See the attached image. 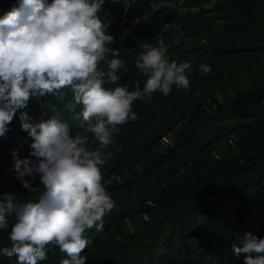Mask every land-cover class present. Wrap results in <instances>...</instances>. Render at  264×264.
I'll return each mask as SVG.
<instances>
[{"label":"trees","instance_id":"obj_1","mask_svg":"<svg viewBox=\"0 0 264 264\" xmlns=\"http://www.w3.org/2000/svg\"><path fill=\"white\" fill-rule=\"evenodd\" d=\"M19 3L0 0V17ZM98 15L129 69L118 73L119 85L143 87L135 59L146 40L170 36L161 32L166 23L184 32L171 57L191 67L187 89L136 101L137 119L118 126L104 149L111 155L101 171L115 207L102 231H86V264H243L233 245L247 233L264 238V0H105ZM21 112L32 123L58 113L78 130L54 97H32L0 137V197L32 195L12 171L13 151L28 157L33 143ZM10 231L0 230V248L11 246ZM66 258L50 246L39 264ZM0 264L17 261L0 255Z\"/></svg>","mask_w":264,"mask_h":264},{"label":"clouds","instance_id":"obj_2","mask_svg":"<svg viewBox=\"0 0 264 264\" xmlns=\"http://www.w3.org/2000/svg\"><path fill=\"white\" fill-rule=\"evenodd\" d=\"M104 3L20 0L0 17V137L32 97H54L78 129L58 113L39 123L20 113L22 130L33 143L28 157L13 151L12 171L32 195L23 198L10 191L0 197V230L11 227V246L0 248V255L15 257L17 264H39L50 246L67 256L61 264H86V231H102L104 217L115 207L101 171L111 155L104 149L113 143L118 126L137 119L136 101L150 103L154 93L168 96L174 86L189 87L186 70L191 65L170 55L184 36L174 23L161 29L170 36L157 35L154 43L142 44L135 68L145 78L143 87L140 80L131 90L128 84L119 85L118 73L129 69L121 49L112 47L109 25L98 15ZM199 68L205 75L212 71L204 63ZM106 81L118 86L107 88ZM97 142L99 147H90ZM233 249L244 256L243 264H264V238L247 233Z\"/></svg>","mask_w":264,"mask_h":264},{"label":"rangeland","instance_id":"obj_3","mask_svg":"<svg viewBox=\"0 0 264 264\" xmlns=\"http://www.w3.org/2000/svg\"><path fill=\"white\" fill-rule=\"evenodd\" d=\"M163 143H165V141H163ZM129 225L133 229L134 225L132 223H130Z\"/></svg>","mask_w":264,"mask_h":264}]
</instances>
